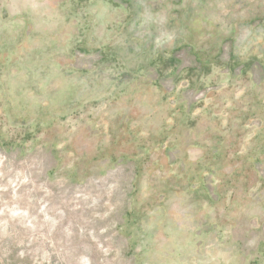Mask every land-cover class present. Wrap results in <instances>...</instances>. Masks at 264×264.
Returning <instances> with one entry per match:
<instances>
[{"label":"rangeland","instance_id":"374dc122","mask_svg":"<svg viewBox=\"0 0 264 264\" xmlns=\"http://www.w3.org/2000/svg\"><path fill=\"white\" fill-rule=\"evenodd\" d=\"M122 2L0 0V264H264V0Z\"/></svg>","mask_w":264,"mask_h":264},{"label":"crops","instance_id":"0c3cea01","mask_svg":"<svg viewBox=\"0 0 264 264\" xmlns=\"http://www.w3.org/2000/svg\"><path fill=\"white\" fill-rule=\"evenodd\" d=\"M111 1L113 3H118L120 5L123 4L122 0H111ZM246 4H247L246 0H236V2L234 3L233 9H231V13H237L239 11H243L244 12V10H246V8H245ZM125 5L127 6L128 4H125ZM257 17H259V15H256L255 17H250V18L253 19V18H257ZM112 50H113V48H109V49H106V50L104 48H102V49H100L98 51H93V52L86 51L85 52L86 53L85 60L92 62L93 65H92V67L90 69H85V70L92 71V70L96 69L97 66L99 64H101L103 61L104 62L106 61L108 63L109 62H116L117 64L120 63L118 61L120 59H118V58L114 59V55L111 54ZM223 51L224 50L222 49V53H223ZM181 54H183V51H179L178 53L173 55L171 57V61L172 62H180L181 63L182 62ZM76 55H77V53H76ZM230 56H231V54H230ZM159 74L160 73L157 72L158 76H159ZM183 83H186L187 87L190 86V84L188 82H183ZM174 102H176V101H174ZM184 103H186V102H184ZM186 105H187L188 108L191 107V105H189L188 103H186Z\"/></svg>","mask_w":264,"mask_h":264},{"label":"built area","instance_id":"2783aa9c","mask_svg":"<svg viewBox=\"0 0 264 264\" xmlns=\"http://www.w3.org/2000/svg\"><path fill=\"white\" fill-rule=\"evenodd\" d=\"M77 57H78V59H81V60L85 59V56L83 54H81V53H79ZM181 57H182V54H181ZM85 62L87 64V65H85L86 69H90L92 67V65H93L92 62L86 61V60H85ZM164 89L167 92H173V91H175L177 89V86L172 80H170L164 85ZM184 90H185L184 91V95H185L186 101L190 105H193L194 101H198L199 99H201V97L205 93L204 91H201V90L196 91V90H193V89H188L185 83H184Z\"/></svg>","mask_w":264,"mask_h":264}]
</instances>
